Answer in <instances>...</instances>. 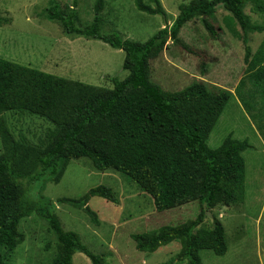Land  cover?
<instances>
[{"label":"trees","instance_id":"obj_1","mask_svg":"<svg viewBox=\"0 0 264 264\" xmlns=\"http://www.w3.org/2000/svg\"><path fill=\"white\" fill-rule=\"evenodd\" d=\"M78 1L63 7L59 1L51 0L45 16L58 22L66 34L100 39L124 50L123 67L129 73L123 79L112 78L113 87H106L55 75L0 55V112L37 115L55 127L49 133V142L39 146L24 137L16 139L7 121L0 117L5 145L0 154V264H8L24 240L19 225L33 211L49 220L56 237V254L48 264H74L78 251L93 264L105 263L104 257L89 250L77 232L63 227L57 214L39 206L24 182L25 178L36 182L47 176L59 182L67 163L79 157H88L99 170L114 168L129 175L152 196L159 211L199 202V214L185 224L133 234L139 250L154 252L162 245L183 239L178 262L203 264V249L225 255L226 229L219 218L214 219L211 229L196 228L204 222L206 204H230L244 192L247 169L243 151L248 143L228 135L218 148L208 144L233 92L212 88L199 80L180 90L167 91L152 79L151 60L161 55L169 40L183 43L181 30L196 17H201L206 28L216 35L209 18L214 17L219 5L246 30V0L183 2L172 25L143 42L116 31L102 32L101 12L106 0H96L93 20L83 25L76 7ZM135 1L141 11L167 14L159 1L156 7L145 0ZM5 21L0 15V25ZM234 33L246 44L247 75L264 82V39L252 56L247 36ZM244 83L242 78L237 90ZM93 196L119 202L115 190L103 184L90 188L79 198L64 197L59 202L83 207L92 222L99 224L97 212L88 204Z\"/></svg>","mask_w":264,"mask_h":264},{"label":"rangeland","instance_id":"obj_2","mask_svg":"<svg viewBox=\"0 0 264 264\" xmlns=\"http://www.w3.org/2000/svg\"><path fill=\"white\" fill-rule=\"evenodd\" d=\"M51 0H0V55L23 65L55 75L87 83L113 87L112 78H125V51L100 39L66 34L62 26L46 18ZM63 7L73 0H57ZM159 3L166 15L150 14L137 8L135 0H106L102 10V32H119L123 37L146 41L158 30L171 26L179 13V5L190 0H145L156 7ZM96 0H79L77 10L83 25L95 14ZM244 8L248 26L244 30L223 5L209 18L216 35L206 28L201 17L189 21L181 30L183 43L169 45L151 60L152 79L167 91L184 88L193 81H204L212 88H226L233 97L226 105L209 135L208 144L218 148L224 139L244 140L246 181L243 194L230 204H206L204 222L196 229H211L214 219L225 226L228 251L217 255L203 249V264H264V82L247 75L245 42L235 31L247 36L252 56L264 39V0H246ZM260 29H263L260 31ZM245 83L239 90L240 80ZM16 139L44 146L50 140L54 124L45 118L25 112H0ZM5 151L0 131V154ZM32 199L57 214L66 230L77 232L83 243L95 254L102 255L104 264H188L178 262L184 240L176 239L156 251L137 248L133 234L161 231L195 219L201 207L197 200L159 211L152 196L129 175L114 168L97 169L88 157L72 158L59 182L45 177L36 182L24 179ZM112 187L118 203L101 196L88 202L100 219L92 222L83 207L60 198H79L98 185ZM41 188H43L41 190ZM50 200L51 203H47ZM19 233L24 240L11 254L8 264H48L56 254V237L49 220L33 211L22 218ZM74 264H93L83 252H76Z\"/></svg>","mask_w":264,"mask_h":264}]
</instances>
